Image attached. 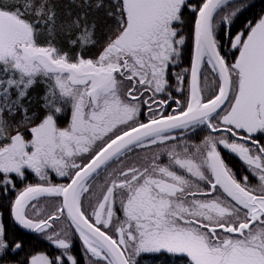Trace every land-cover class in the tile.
I'll return each mask as SVG.
<instances>
[{
    "label": "snow or ice",
    "instance_id": "snow-or-ice-1",
    "mask_svg": "<svg viewBox=\"0 0 264 264\" xmlns=\"http://www.w3.org/2000/svg\"><path fill=\"white\" fill-rule=\"evenodd\" d=\"M254 7L0 0V264H264Z\"/></svg>",
    "mask_w": 264,
    "mask_h": 264
},
{
    "label": "flooded vegetation",
    "instance_id": "flooded-vegetation-1",
    "mask_svg": "<svg viewBox=\"0 0 264 264\" xmlns=\"http://www.w3.org/2000/svg\"><path fill=\"white\" fill-rule=\"evenodd\" d=\"M187 58H188V56L186 54L185 60H187ZM185 60H184V62H185ZM200 135L202 136L203 133H201ZM194 139L198 140L199 137H194ZM224 155H225V159H227V157H231L227 153H225ZM29 182L30 183H36L37 179L34 178V177H30L29 178ZM20 187H23V185H20ZM0 212H3L4 222H5L6 226H8L12 231L17 232L18 235L21 234V236H29L31 238V240H32V243L39 244V247H41V248L46 247V242H38V241H36L33 238L34 234L28 233L26 230L19 229L18 226L14 225L12 223V221L10 220V218L8 216V212H7L6 209L0 208ZM76 244H78V249H79L80 245H79V241L78 240L76 241Z\"/></svg>",
    "mask_w": 264,
    "mask_h": 264
},
{
    "label": "trees",
    "instance_id": "trees-1",
    "mask_svg": "<svg viewBox=\"0 0 264 264\" xmlns=\"http://www.w3.org/2000/svg\"><path fill=\"white\" fill-rule=\"evenodd\" d=\"M255 7L251 9V11L247 12L245 15L250 17L260 11L261 8H264V0H254ZM190 64L189 57L184 62V66L187 67ZM226 162L229 163L230 166L234 168V170H239L240 168V162L233 158V157H227ZM21 236V234H20ZM28 241V247L32 248L35 247L37 250H43L45 247L41 248L39 247V244L32 243V240L29 236H23ZM76 248L78 249V244H76Z\"/></svg>",
    "mask_w": 264,
    "mask_h": 264
},
{
    "label": "rangeland",
    "instance_id": "rangeland-1",
    "mask_svg": "<svg viewBox=\"0 0 264 264\" xmlns=\"http://www.w3.org/2000/svg\"><path fill=\"white\" fill-rule=\"evenodd\" d=\"M203 134H205V133H203ZM80 245V244H79Z\"/></svg>",
    "mask_w": 264,
    "mask_h": 264
}]
</instances>
